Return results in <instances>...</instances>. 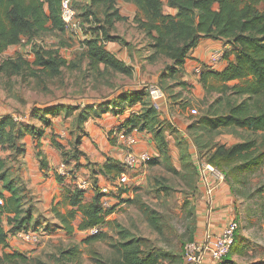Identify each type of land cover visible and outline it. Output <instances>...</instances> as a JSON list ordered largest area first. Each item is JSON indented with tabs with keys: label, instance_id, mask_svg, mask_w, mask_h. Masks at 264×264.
Here are the masks:
<instances>
[{
	"label": "trees",
	"instance_id": "16d2710c",
	"mask_svg": "<svg viewBox=\"0 0 264 264\" xmlns=\"http://www.w3.org/2000/svg\"><path fill=\"white\" fill-rule=\"evenodd\" d=\"M119 1L91 0L83 7V14L78 12V15L91 28V37L84 41L90 68L99 71L103 65L106 71L132 76L133 67L106 48L109 41L132 46L125 38L112 33L117 23L128 20L121 14ZM125 1L138 7L133 22L149 39V62H157L163 58L171 62L164 67L162 79H175L191 57L192 50L202 39L221 40L228 46L223 56L228 60V65L222 71L206 67L201 72L200 80L207 93L203 100L207 104V111L197 117L191 126L199 125L211 134L225 128L241 129L246 133L242 142L231 146L218 142L210 144L207 154L208 163L219 168L226 175V179L231 180L234 176L237 184L248 185L250 177L264 165V0H168L169 7L177 9L175 15L164 12L163 0ZM47 32H58L61 35L67 33L66 23L62 18V0H0V74L23 76L29 73L31 77L45 74L49 78L61 75L69 62L58 50L34 45L33 61L22 54L1 58L11 47L19 46L25 41L32 42ZM231 55H234V60L230 59ZM179 84L187 86L185 82ZM213 94L217 96L210 101ZM138 103L142 105L141 112L128 117L119 127L120 130H126L127 133L134 130L153 133L168 170L178 172L171 164L166 137V131L173 132L175 128L170 122L161 119L160 111L150 97L148 86L123 91L113 99L84 107L58 104L37 108L33 117L52 127L53 120L50 116L69 117L79 111L76 120L79 126H83L92 117H101L109 110L123 113L128 106ZM29 133L38 141L36 148L42 169L48 168L41 144L44 130L21 122L10 113L0 116V252L10 247L11 236L29 230L34 219V207L25 205L27 193L24 188L27 186L22 184L21 177L11 173L12 166L9 165L13 154L23 158L25 149L22 144ZM86 135L87 133H83L78 136L69 149L59 141L52 142L61 151L64 163L70 166L65 175L56 174L57 180L65 183V188L61 199L51 208V213L60 221L55 226L68 234L74 233L75 223L79 219L78 229L82 231L94 227H99L102 231L103 227L110 224L107 218L115 212L116 206L108 209L103 207L104 193L99 187L98 176L104 174L116 181L130 169L124 162L112 159L104 165L89 162L87 166L92 172L90 178L95 196L90 202H85L87 190L78 187L75 179L77 171L83 166L81 159L86 156L80 149L82 138ZM182 160L186 168L197 171L193 162L184 158ZM158 163L157 159L148 161L151 166ZM68 174L71 183L66 185ZM256 192L263 193L264 184ZM61 207L67 210L63 211ZM140 209L155 230L160 232L157 213L146 204H141ZM4 218L7 219V226L3 223ZM101 231L90 235L87 242L101 239ZM129 236L128 233L127 236L126 233H121V241L114 245L117 257L105 260L96 255L95 263L162 264L167 253L155 248L148 249L143 240ZM243 248L236 243L230 251L231 254L215 264H237L232 254L240 251L244 253ZM60 253L65 262L78 261L81 254L78 247ZM17 258L28 261L26 256L14 250L5 252L4 256L0 254V263H15ZM38 264L46 263L40 261ZM249 264H264V261Z\"/></svg>",
	"mask_w": 264,
	"mask_h": 264
},
{
	"label": "rangeland",
	"instance_id": "374dc122",
	"mask_svg": "<svg viewBox=\"0 0 264 264\" xmlns=\"http://www.w3.org/2000/svg\"><path fill=\"white\" fill-rule=\"evenodd\" d=\"M122 25L116 30L126 32L127 29L132 31L134 28L135 31L132 34L135 37L132 42L133 48L141 47V49H145V52H148L147 55H150L149 39L146 36L139 37L136 26L132 27L127 23ZM84 32L85 35L79 37L68 32L64 35L58 32H47L32 42L25 41L23 44L11 47L3 53L1 58H10L22 54L33 61V48L34 45H38L45 49L58 50L60 55L69 62V66L63 69L61 75L54 78H49L45 74H39L35 77L29 76V73H25L23 76L0 74V116L10 113L19 121L44 130L42 146L49 144L52 146L53 140H56L69 149L78 136L86 133L85 126H79L76 120L79 111L69 117L63 115L50 116L53 120V126L49 127L44 121L41 122L33 117L35 109L58 104L80 107L98 104L101 101L115 98L123 91L159 83L165 94H170L168 98H172L173 101H181L179 103L185 114L183 116L185 122L194 123L197 117L207 111V104L200 102V106L198 101H193L190 91L186 86L179 84L180 80L177 77L156 81L164 70L165 64L168 63L164 58L153 62L150 73L157 78L146 82H143L146 79L144 76L148 74L144 72L143 67L140 72H137L136 77L111 70L106 71L104 66H101L99 71L90 68L84 45V41L91 37L90 26H85ZM74 64L76 66H73ZM215 95H211L209 100L211 101ZM192 108H197L198 114L188 117L186 114ZM191 128L193 129L191 137L194 143L188 144L186 147L180 143L183 155L188 156L189 147L196 146L197 152L195 154H197L200 163H202L201 159L208 161L207 147L217 142L215 139L223 132L211 134L199 125H193ZM26 138L30 143L29 148H33L34 139L32 135L29 133ZM25 149L27 153L26 146ZM35 154L37 155L36 151ZM13 155L9 159V165L12 166L11 173L22 178L23 171L19 159L23 158H19L18 154ZM185 160L191 162V160ZM140 169V175H138L140 177L131 178L129 176V180L127 179L126 182L121 183L122 186L117 187L116 195H120L119 197L125 195L119 201L123 202L124 206L116 212L113 220H110V224L102 229L101 239L87 242L90 235L78 227L73 234H68L65 230L55 226L58 223L55 215H50V211H44L36 221L33 219L31 228L27 230H39L43 233L40 242L31 243L20 239V241L17 240L10 247L0 252L1 256H4L5 252L16 250L26 256L28 261L17 258L15 263L2 262L0 264H38L40 261L46 264H96L94 258L96 255L105 260L117 257L113 247L121 241V233H126V236L128 233L131 237L143 240L148 249L155 248L167 253V256L162 259V264H189L184 258L186 243L195 240L202 241L207 233L219 236L207 231V229L200 228L202 226L201 219L204 216L199 213L203 194L200 195L197 189H199V183L203 184V182L200 180L198 170L186 168L183 163L178 172L168 170L165 163L157 166L147 165L146 167L142 165ZM231 178L228 182H230L236 198L235 219L240 225L236 232V242L233 245L238 243L240 247H244V253L241 251L239 253L234 252L232 258L237 264L264 261V192H256L257 188L264 184V170H258L254 173L250 177L248 185L237 184L234 176ZM24 189L27 193L26 207H34L36 204L35 196L31 195L28 188ZM111 196H113V192ZM239 201L242 203L239 204ZM141 204L148 205L157 213L160 232L155 230L146 219L140 209ZM61 209L67 210L64 207ZM214 210L212 209V211ZM3 223L7 226L6 218L3 219ZM11 237L13 238V236ZM73 247L80 249L81 254L78 261L65 262L62 260L60 252ZM207 260L212 261L210 264L216 263L210 251L207 252L203 264H206Z\"/></svg>",
	"mask_w": 264,
	"mask_h": 264
},
{
	"label": "crops",
	"instance_id": "0c3cea01",
	"mask_svg": "<svg viewBox=\"0 0 264 264\" xmlns=\"http://www.w3.org/2000/svg\"><path fill=\"white\" fill-rule=\"evenodd\" d=\"M163 1L164 12L166 14L175 15L177 13V9L169 7L168 0ZM90 2L91 0H74V4L79 14H83V7ZM118 7L120 8L121 14L127 17L128 20L126 22L117 23L112 33L120 35L121 37L125 38L127 42L132 43L135 39V37L132 36L133 31H135L134 28H132V31L127 29L126 32L116 30V28L123 26V23H127L128 25H132V27L136 26L139 37H145V33L139 30L137 25L133 22L134 17L138 13V7L134 3L127 2L125 0H120L118 2ZM227 47L228 46L225 45L224 41L221 40H214L210 38L202 39L192 50L190 54L191 57L187 60L186 64L182 67L177 76L180 82L187 83L186 87L190 91L193 101H198L200 106V102L203 103V100L207 95L206 90L200 80L201 72L206 67L222 71L228 65L227 59L223 58L213 66L209 65V59L215 50L222 49L225 51ZM106 48L115 54L120 60L124 61L128 66L133 67V77H136L137 72H140L141 68L143 67L144 72L148 74L147 76H144L146 79L143 82H146L147 80L152 81L153 79L157 78L150 73L153 63L149 62L147 59L149 55L146 54L148 52H145V49H141V47H137V49H135L133 46H126L119 41L107 42ZM230 59L234 60V55H231ZM164 60H166L168 64L171 63L168 59ZM146 67L147 70H145ZM198 67L201 68L200 73L196 72V68ZM161 75L162 73L158 76L156 81L159 82L160 80H164L161 78ZM151 85H159V83H153ZM143 87L144 86H141L136 89H141ZM216 96L217 95H215V97ZM168 97H170V94H165L164 92V96L159 100L158 109L160 111L161 119L170 122L175 128V131L173 132L169 130L166 131L167 140L169 142V155L171 164L175 167V169L179 170L183 163V160L181 159L184 158L191 160V162L196 165L200 174V180L203 182V184L199 183V189H197V192H199L200 195L201 193L203 194V201L201 202V209L199 210V213H202L204 216L201 219L202 226L200 228L205 230L207 229V231H211L213 234L220 235L227 223L231 219L235 218L236 215V198L233 194L232 186L229 184L230 182H228V179L221 178L217 174L211 173L210 171H206V175H204L203 166L207 164L211 166L214 165L208 163L207 159H201L202 163H200V161L197 159V154H195L197 152L195 148L196 146L189 147L190 151L188 156L183 155L180 143H183V147L194 143L191 137V132H193V129L191 128V122H185V119H183L185 114L180 107L181 104L179 102L181 101H173L172 98ZM213 99L211 101H213ZM141 110L142 105L138 103L131 107L128 106L123 113H117L109 110L101 117H92L84 123L83 127L85 126V132L87 135L83 136L80 149L86 154V156L85 158L81 159V164L83 166L77 171L76 175L78 177L91 179L90 177L92 172L87 166L89 162L96 163L98 165H104L111 159L124 162L128 154V150L131 148L128 144L129 136H135L137 139L136 144L132 146V151L135 154L140 155L147 153L150 157L148 161L157 159L159 161L158 164L165 163L163 161L164 157L160 153L158 143L155 140L153 133L148 131L140 132L138 130L127 133L126 130H120L119 128L128 119V117H130L132 114H139ZM186 115L188 117L193 116L191 112H188ZM221 131L223 134H219L220 136H218L215 141L228 146L242 142L243 135L246 134L241 129L234 130L231 128H225L221 129L220 132ZM24 142L25 143L23 145L27 147V153L24 146L23 148L25 149V153L23 159H20L23 171L21 181L22 184L26 185L36 198V204L33 208L34 220L36 221L40 214L44 211H50V215H52L51 208L61 199V195L65 188V183L59 182L57 180L56 174L58 173L65 175L70 166L64 163L61 151L52 143L53 147L50 146V144L47 146H42V150L44 151L47 157L46 160L49 164L48 168L42 169L41 159L38 157V154H35V151L38 153L36 148L38 141L34 139L33 148H29L30 143H28L29 141L27 138H25ZM41 144H43V140H41ZM148 161L145 162V164L138 163L135 168L128 169L122 175H124V177L128 180L129 176L131 178L136 176L137 178V176L140 175V168L142 165L145 167L149 165ZM158 164L154 166H157ZM263 170L264 165L260 171ZM67 176L66 185L71 183V177L69 174ZM98 180L100 188L107 187L110 190V193L107 196L109 207H106V209L112 207L113 205L116 206L115 212L107 218L110 221L113 220L112 218H114L116 212L124 206V203L119 201L122 200L125 195L122 197H119L120 195H116L118 180L113 181L104 174H100L98 176ZM112 192L113 196H111ZM94 196V189L88 190L85 194V202H90ZM102 200L104 199L102 198ZM241 203L242 201H239V204ZM212 209L215 210L212 211ZM79 221L80 219L75 223L76 228L78 227L77 225ZM58 223H60L59 220ZM17 240L20 241V239L16 237H10V245L14 244ZM211 262V260H207L206 264H210Z\"/></svg>",
	"mask_w": 264,
	"mask_h": 264
},
{
	"label": "built area",
	"instance_id": "2783aa9c",
	"mask_svg": "<svg viewBox=\"0 0 264 264\" xmlns=\"http://www.w3.org/2000/svg\"><path fill=\"white\" fill-rule=\"evenodd\" d=\"M62 18L66 23L68 33H71L73 36L77 37L83 34L85 35L84 27L89 26V24L83 22L82 18L78 15V12L73 4V0H62ZM223 56L224 50H215L209 59V65H215L218 61L223 59ZM196 72L200 73L201 68H196ZM148 91L154 105L159 108V100L164 96L163 89L159 85H149ZM190 112L193 116H195L198 114V109L192 108ZM136 142L137 139L135 136H129L128 144L131 148L128 150V154L124 160V163L129 168H135L138 163H145L150 158L147 153L137 155L132 151V146L136 144ZM203 168L204 175H206V171H210L211 173L217 174L219 177L226 179V175L214 166L207 164L204 165ZM75 180L77 186L81 189L87 191L93 189V183L91 179L80 178L76 175ZM126 181L127 179L124 177V175H122L118 178L117 187L122 186L121 183ZM101 190L104 193L102 205L105 208L109 207L107 196L109 195L110 190L107 187L101 188ZM239 226L240 225L237 219L233 218L227 223L223 229V232L219 236H214L210 233H207L202 241L195 240L193 242L186 243L184 246L185 261L189 264H203L208 251L212 253V256L216 262L223 260L231 251ZM100 231L101 228L94 227L87 230V233L89 235H94ZM14 237L27 242L37 243L41 241L43 233L34 230L20 231Z\"/></svg>",
	"mask_w": 264,
	"mask_h": 264
}]
</instances>
